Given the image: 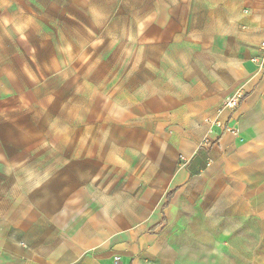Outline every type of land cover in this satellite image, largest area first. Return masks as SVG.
<instances>
[{"label": "rangeland", "instance_id": "rangeland-1", "mask_svg": "<svg viewBox=\"0 0 264 264\" xmlns=\"http://www.w3.org/2000/svg\"><path fill=\"white\" fill-rule=\"evenodd\" d=\"M198 14L191 0H0V264H224L209 251L229 223L220 183L172 178L196 133L149 112L151 86L193 74ZM233 231L231 264H264Z\"/></svg>", "mask_w": 264, "mask_h": 264}, {"label": "crops", "instance_id": "crops-1", "mask_svg": "<svg viewBox=\"0 0 264 264\" xmlns=\"http://www.w3.org/2000/svg\"><path fill=\"white\" fill-rule=\"evenodd\" d=\"M191 4L199 9L193 23L203 22L193 35L207 39V44L196 53L199 62L188 66L193 74L186 77V86L171 80L169 87L166 79L159 89L154 86L155 92L150 87V116L161 117L157 128L178 129L182 136L196 133L183 139L185 164L172 176L175 184H189L200 175L214 187L220 183L214 195L226 199L229 223L213 227L223 232L213 241L210 261L231 264L235 260L230 249L237 228L254 237L246 241L254 246L250 260L263 261L264 83L262 70L252 60L260 54L254 47L264 40V0H191ZM237 90L245 93L238 109L218 114L223 99ZM230 127L238 133L226 131ZM164 204L162 211L168 206L163 208Z\"/></svg>", "mask_w": 264, "mask_h": 264}, {"label": "built area", "instance_id": "built-area-1", "mask_svg": "<svg viewBox=\"0 0 264 264\" xmlns=\"http://www.w3.org/2000/svg\"><path fill=\"white\" fill-rule=\"evenodd\" d=\"M259 55H257L256 58H254L252 61L257 66V68H260L261 70H264V42H262L259 46ZM245 96V93L241 90L234 91L233 93L229 94L223 99V102L221 103L220 107L216 110L218 114L221 113H231L238 109V107L243 102V98ZM218 126L220 123L218 121L215 122ZM226 131H231L232 133L237 134L238 130L234 128L226 129Z\"/></svg>", "mask_w": 264, "mask_h": 264}, {"label": "trees", "instance_id": "trees-1", "mask_svg": "<svg viewBox=\"0 0 264 264\" xmlns=\"http://www.w3.org/2000/svg\"><path fill=\"white\" fill-rule=\"evenodd\" d=\"M172 194H173V190H172L171 192H169V195H168L167 198H166V203L164 204V207H163V208H165V207L167 206V203H168L170 197L172 196ZM163 222H164V219L162 220V223H163ZM162 223H160V225L155 226V228L158 227V226H161Z\"/></svg>", "mask_w": 264, "mask_h": 264}, {"label": "bare ground", "instance_id": "bare-ground-1", "mask_svg": "<svg viewBox=\"0 0 264 264\" xmlns=\"http://www.w3.org/2000/svg\"><path fill=\"white\" fill-rule=\"evenodd\" d=\"M75 186H76V185H75ZM75 186H74V187H75ZM75 191H76V190H75ZM68 194H69V193H68ZM68 196H69V195H68Z\"/></svg>", "mask_w": 264, "mask_h": 264}]
</instances>
